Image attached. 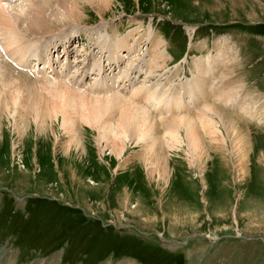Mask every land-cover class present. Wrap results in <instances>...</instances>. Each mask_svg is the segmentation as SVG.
<instances>
[{
    "label": "rangeland",
    "instance_id": "rangeland-1",
    "mask_svg": "<svg viewBox=\"0 0 264 264\" xmlns=\"http://www.w3.org/2000/svg\"><path fill=\"white\" fill-rule=\"evenodd\" d=\"M36 1L9 3L53 32L16 64L18 87L0 81V264H264V0ZM161 89L194 113L166 169L133 124L114 152L115 96L81 95ZM213 103L222 143L198 153L186 123L201 130Z\"/></svg>",
    "mask_w": 264,
    "mask_h": 264
},
{
    "label": "bare ground",
    "instance_id": "bare-ground-1",
    "mask_svg": "<svg viewBox=\"0 0 264 264\" xmlns=\"http://www.w3.org/2000/svg\"><path fill=\"white\" fill-rule=\"evenodd\" d=\"M12 1L14 0H0V81L3 82L2 84H4L3 91L7 89L6 87H8L9 89L10 85L8 84V81H11L15 87H18L16 86L17 85L16 82H18L20 79L18 78L17 79L18 81L17 80L14 81L13 80L14 77L12 76V74L16 72L15 69L18 70V67L16 66V64L19 65L20 67H24V65L28 62L29 58L30 60L32 57H33L32 59H34L35 57L33 55H35L40 50V46L42 43L41 41H44L43 38L46 36V34L53 32V30L44 29L43 28L44 26L41 27L42 25H40L41 24L40 22L46 20V18L42 14L38 13L37 9L34 10V8H31V10H34V13H32L30 8H28L30 11L26 10L25 12H21V10L15 7L13 8V6L9 5V3H12ZM38 1H36V3L38 2V6L40 5L41 7H44V6L46 7V5H48L47 3L49 4L53 3V2L50 3V0H38ZM6 2H8V4ZM34 5L36 4H33V6ZM48 6L50 7V5ZM48 11L46 9V13H48ZM26 20H31L30 22V25L32 24L31 29L30 28L26 29L25 27L24 29H21L19 27L20 24L24 23ZM33 25H36L38 29H36L35 26L33 27ZM18 27H19V30L14 31V29L16 30V28L18 29ZM19 32L23 34L24 36L23 37H18V35L15 36L16 33L19 34ZM15 37H18V38H15ZM14 39L16 41H14ZM22 42L23 44H21ZM23 47L25 51L22 50ZM111 49L112 48L108 49L109 52ZM80 51L81 50H79V52ZM44 54L46 56V50L43 51V55ZM110 61H112V59ZM81 62H84V61H81ZM124 68L122 70L125 71V73H128L129 69L132 70V68H129V69L128 68L124 69ZM101 70L104 71V68L101 67L100 71ZM120 71L121 70H119L118 72L120 73ZM18 74H22L21 71H19ZM125 79L126 78L124 77V80ZM46 81L48 82L47 79ZM50 81L48 83H50L51 85L60 86V88H57L58 94L67 95L69 93H73V91L76 92L75 90H73L74 88L67 86V84L65 83L50 82ZM162 91L164 90L161 89L160 91H154V92L150 91L152 93H148V94L144 93L139 98L140 102L138 100L137 101L135 100L134 94L129 97H123L119 94L111 95L108 93L107 96H105V93L104 95L102 94L100 95L99 93L96 95L94 93L96 96H93V95L91 96V94H86L82 92L83 94L81 95H84V96L88 95L90 97H95L98 99H107L112 96L113 97L115 96L117 102L121 104V114H120L121 119H120V124L117 127L114 124V126L111 129V137L109 141L112 140L113 142L114 152L119 154V152L122 151L124 147V139L129 133L127 131L128 125L133 124L135 129L140 131L139 140H140V136H142L141 137L142 140L140 141H143L145 143L144 144L146 147L145 155L147 156V158H149L151 160V163H153L156 167L166 169L167 159L165 157L166 156V153L164 151L165 147L172 148L181 142V138L178 132L179 125H180L179 121H183L185 118H190V114L194 115V113H189L188 111L184 113L186 109L183 108L184 107L183 105L185 104L183 103L180 104L179 96L165 97L166 94L162 93ZM11 95H12L11 99H13L14 103H16L17 96L14 95V93ZM225 95L226 94H224V99H227V97L225 98ZM227 95L229 94L227 93ZM3 100H5L4 97L3 98L0 97V103H2ZM222 100H223V97H222ZM141 101L142 102L144 101L143 104L141 103ZM153 101L154 103H152ZM148 102L152 103V106H154L153 112L159 116H153L151 114L150 110L152 109H150V107L148 106ZM158 103H161V107L158 106ZM246 107L244 106V109L246 110H243L241 106L240 109L242 110V112H245L247 110L252 112V110L249 109V107L247 108ZM205 108L208 109L209 111L207 113L204 112L203 109H202L203 111H201V113L203 114L201 116L202 118L199 119L202 125L200 126L202 127L201 130L199 129V127H195V125L192 123L193 121L192 122L188 121L186 123V128L189 131L188 134L191 138V142L194 143L195 147L198 149V153L200 152L205 153L208 149L206 146L207 143L205 142V139H204L205 135H208L210 142L213 141L212 137L216 138V141L220 139V137L217 136L218 134L216 133V131L214 129H211L212 125H215L214 117L220 116V112H218L220 111V109L218 108V106L217 107L215 106V103H213L212 105L209 104V106L207 105ZM188 109L189 108H187V110ZM198 115L199 114H197V116ZM228 121H231V120H228ZM160 126H165L161 129L164 131V134L162 133L156 134L157 132H160L157 130ZM232 131L233 133H235L236 138L238 139L237 140L238 150L240 151L241 154L245 153L247 151L246 147L248 144L247 136H245L241 130H237L236 128H234V130ZM200 132H203V133H200ZM221 141L222 140L220 139L218 143H222ZM245 155L247 154L245 153ZM163 174L165 175L166 172H164Z\"/></svg>",
    "mask_w": 264,
    "mask_h": 264
}]
</instances>
